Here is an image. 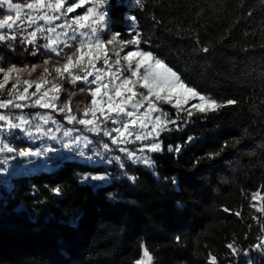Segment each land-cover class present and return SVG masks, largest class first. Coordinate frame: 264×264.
<instances>
[{"label": "trees", "instance_id": "16d2710c", "mask_svg": "<svg viewBox=\"0 0 264 264\" xmlns=\"http://www.w3.org/2000/svg\"><path fill=\"white\" fill-rule=\"evenodd\" d=\"M106 11L109 31L120 32L123 41L138 35L141 50L224 106L194 111L190 118L166 106L176 124L160 133L162 151H147L152 167L112 147L120 162L112 156L99 162L65 157L49 159L46 167L27 165L21 173L0 169V264H134L141 244L153 264H208L209 253L218 264H264V248L254 247L264 237V213L252 206L264 205V0H113ZM26 36L0 42V66H38L21 80H37L48 67V80L63 85L57 108L71 98V114L82 118L90 87L53 71L77 46L62 45L57 56L43 47V36L34 44ZM14 79L0 89V100L14 99ZM39 110L28 104L0 108L28 117ZM50 111L65 120L66 113ZM19 134L7 135L16 148L34 145ZM103 141L113 146L108 137ZM169 145L180 152L168 151ZM11 154L16 151L3 155ZM97 174H107L106 182L91 179ZM57 187L60 194L52 191ZM233 241L239 255L226 247Z\"/></svg>", "mask_w": 264, "mask_h": 264}, {"label": "snow or ice", "instance_id": "6c2138e0", "mask_svg": "<svg viewBox=\"0 0 264 264\" xmlns=\"http://www.w3.org/2000/svg\"><path fill=\"white\" fill-rule=\"evenodd\" d=\"M113 0H31L24 5L19 3H13V0H0V15L3 16L0 19V42H6L8 40L15 41L18 35H23L27 32L29 27L36 25L35 30L27 32L25 40L29 44L36 42L37 33H56V28L71 29L73 35L71 39H77V33L79 36H87L88 33L81 31L82 29H90L92 33V39L85 41L81 40L79 46L76 48L71 55H68L66 61L59 66L54 67L53 71L56 73L57 78L63 79L65 74L70 78V82L74 85L76 81L83 80L85 84L95 85L94 88H89L88 91L91 95V102L83 110L84 118H77L76 115H72L71 109V98L65 102L64 107L57 108L55 101L60 99L59 93L63 88V85L59 83H51L48 80V76L51 75L48 67L43 68V72L37 80H21L20 77L27 72L31 75L35 72L37 65H32L29 70L28 66L20 68L15 64L8 66L7 68L0 66V74H3L2 80H0V89H4L7 83L15 77L12 83L11 89H9V95L14 99L0 100V108H8L13 106L15 108H23L27 105L22 103H14V100L24 101L31 97H37L32 101L33 107L41 108H52L55 111L66 113L65 119L69 123H79L88 128L89 131L98 132L100 131V124L103 122L100 117H103L104 121L110 120L113 124H119L120 127H114L111 130H104L105 136H111L113 132L117 133V137L112 139L113 144L118 143H129L128 137L134 136L135 140H147L153 138L154 142L143 145L138 151L143 153L145 148L150 152L162 151V142L158 140L161 132L169 131L168 124H176V120L170 119L168 114L156 105L157 101L173 104L177 111H184L190 118L193 115L192 109L197 112H208L216 111L223 107L224 104L219 103L216 99L211 96L202 94L197 90L195 86H190L185 83L182 79V75L178 71L173 70L169 67L162 59L157 58L150 51H144L139 48L140 39L137 35L133 39L122 41L119 39L121 36L120 32H114L111 38L104 40L98 35L100 31L108 28L109 21L107 19L106 9L112 4ZM139 3V0H137ZM90 4V7H86L83 14H76L70 16V14L76 13L78 9L85 8V5ZM26 8L29 11L22 15V10ZM42 9L48 11L41 14ZM15 12V17L11 15ZM50 13H59V15H52ZM69 17L64 24L56 25L55 27H49L45 29L42 25L38 24L37 21L42 20L45 24H52L53 21L61 19V17ZM133 22L135 17L130 18ZM5 29L7 31H5ZM134 31V24H133ZM60 35L68 36V32L57 34L56 38L53 39L51 36L44 37L49 41L48 44L43 45L44 48L49 49L51 52H55L57 56L60 52L57 50L56 45L60 43ZM30 37V39H29ZM24 41H21L23 43ZM119 45L120 50L115 51L114 55L117 57L114 64L120 65L123 60L126 62V71L130 75H124V71L120 68L116 72L112 71V64L109 63L111 57H109V45ZM128 45H135L134 51H128L126 55L120 56V52ZM71 48V45H67ZM14 50V49H13ZM207 51V49H204ZM36 55V51L31 53ZM87 58V59H85ZM103 61V64L107 68H97V61ZM49 60L44 61V65H47ZM74 69H78L76 72ZM82 73V74H81ZM47 74V75H45ZM108 75L110 79L105 82V75ZM89 77L93 79L89 80ZM119 81V83H116ZM25 85L23 90L19 89V85ZM50 84V87H46ZM137 85L140 89L146 91H137ZM35 87V91L29 94V89ZM43 89V92H42ZM84 91V89H81ZM54 93V95H49ZM131 93V95H125ZM75 95V93H73ZM99 97V99H97ZM106 98V99H105ZM119 98V99H117ZM190 101H198V103H190ZM147 105V111L140 113L139 110ZM236 101L228 100L227 104H235ZM129 108L131 110H129ZM158 112L159 115L155 116L152 122L150 131H143L148 128V122L151 119V113ZM99 113V116H97ZM115 113V116L112 115ZM89 114L91 118L89 117ZM39 118L47 123L53 118L51 116L39 115ZM127 117L128 119H124ZM21 120V124H14L11 119L0 114V121H6L7 126L10 129L22 128V124L28 123L27 119L23 116L17 117ZM56 121L53 120V123ZM39 128V126H37ZM137 127L140 131H137ZM70 131H65L64 135L68 136ZM153 134L155 136L153 137ZM31 136V133H28ZM55 139V137H52ZM189 141L192 137L188 138ZM90 142V141H89ZM0 152H14L17 151L11 147L8 143H4L0 140ZM103 147L107 150L108 144H104ZM121 152L126 153L128 159H132L133 162L141 161L148 167L154 165V161L147 156H137L135 151H130L127 148H120ZM180 147L173 148L171 145L168 146L170 152H180ZM19 156L27 155H39L40 153L32 152L26 149L18 150ZM83 155V152L80 153ZM219 155V153L208 154L209 158ZM114 159L119 162L120 157L116 156ZM111 162V161H109ZM198 162V161H197ZM123 167V164H120ZM87 177H85L86 179ZM104 176H92L93 180H103ZM129 179L135 181L136 177H129ZM172 183H176L173 178ZM56 194H60V189H52ZM259 193H254L252 199L256 200ZM258 212L264 213V205L257 207L255 204L252 205ZM225 212H229L228 208L224 209ZM236 216H240V212L234 213ZM260 223L259 217H253ZM250 227V226H249ZM260 230L264 232V223H260ZM247 238V234H246ZM179 237L177 240L179 241ZM260 243L255 244L256 248H264V237H258ZM235 241L228 243L227 248L231 250L232 255H239L240 250L234 246ZM142 256L140 259L134 262V264H152L153 257L149 252L148 248L141 244ZM208 264H218L216 256L211 253L208 254Z\"/></svg>", "mask_w": 264, "mask_h": 264}, {"label": "rangeland", "instance_id": "374dc122", "mask_svg": "<svg viewBox=\"0 0 264 264\" xmlns=\"http://www.w3.org/2000/svg\"><path fill=\"white\" fill-rule=\"evenodd\" d=\"M28 2H31V0H28ZM28 2H26V3H28ZM13 3H19V2H16L15 0H13ZM26 3H19V4L24 5ZM90 6H91L90 4L85 5V8L78 9L76 13L70 14V16L76 15V14H83L86 7H90ZM28 11H29L28 9L24 8L22 10V15ZM46 11H48V10L42 9L41 14L43 12H46ZM50 14L59 15V13H50ZM12 16L15 17V12H13ZM70 16L69 17H63L62 16L61 19L53 21L52 24H45L44 21H42V20L37 21V23L42 25L45 29H47L49 27H55L56 25L64 24L66 20L70 19ZM0 19H2V18H0ZM107 19H108V17H107ZM35 27H36V25L29 27L27 29V32L34 31ZM64 31L68 32V36L60 35V37H59L60 43H58L56 45L58 51H60V47L62 45L67 44V45L78 47L81 40L88 41V40L92 39V33H91L90 29H82L81 31L87 32L88 35L81 37L77 33V39L73 40V39H71V36L73 35L71 29H62L59 27L56 28V33H49L47 31H45L44 33H37V38H39L41 36H43V37L51 36L53 39H55L57 34L63 33ZM27 32H25L26 35H27ZM112 33L113 32L109 31L108 29H105L103 31H100L98 33V35L101 39L107 40V39L111 38ZM29 39H30V37H29ZM48 43H49V41H48ZM108 47H109L108 55H109V57H111L109 63L112 64V71L116 72L117 69L120 68L122 70H125L124 75H130V73L126 71V67H127L126 62H124L122 60L120 65L114 64V61H115V59H117V57L114 55L113 49L115 51H119L120 46L117 44V45H109ZM135 49H136L135 45H128L124 49V51L120 52V56L122 57V56L126 55V53L128 51H134ZM85 59H87V58H85ZM96 67L97 68H105V69L107 68V66H105L103 64L102 60L97 61ZM91 79H93V77H89V80H91ZM104 79H105V82H108L110 77L106 74ZM80 81H83V80H80ZM116 83H119V81H116ZM87 85L90 88L95 87V85H89V84H87ZM136 90L141 91V92L146 91L144 89H140L139 85H137ZM49 95L50 96L54 95V93H50ZM125 95L126 96L131 95V93H126ZM30 97L31 96H29V98ZM36 98L37 97H32L31 102L30 103L26 102L25 105H27V104L32 105V101L35 100ZM97 99H99V97H97ZM117 99H119V98H117ZM18 103H21V102H18ZM55 103H57V101H55ZM190 103H198V101H190ZM156 105L158 108H160L164 112H166L168 114V117H169V113L166 111L167 110L166 106L167 107L168 106L174 107L173 104L164 103V102H160V101H157ZM43 109H46V110H43ZM50 110H52V108H41L40 107V110L36 111L33 114L34 115L33 117H28V116H26V115H24L18 111L10 113V114L0 112V114L8 116L11 119V122L14 124H21V120L17 119V117H21V116L25 117L28 121V123L22 124V128H21L22 131L20 132V134H19V132H17V129H10L7 126L6 121H0V140H3L4 143H8L11 147H13L17 150L16 155L11 154L10 156L3 155L5 151L0 152V169H2L1 170L3 172L2 174H6V172H8L10 170H12L14 173H21L23 170L26 169L27 165H31L32 167H34V166H38L40 164L41 167H46V166H49L48 165V162H50L49 159H52V158L77 157L78 159L83 160V161L89 160L91 162L92 161L93 162H99V161L106 160L105 157H109V156H112L113 158L116 156L120 157V153L117 152V150H116V152H114V150H112L113 148H116L118 150L120 148H127L130 151H135L137 156L149 157L148 152H147L148 151L147 148H145L143 153H140L138 150L143 145L154 142L153 138H149L147 140L137 141V140H135L134 136H130V137H128L129 141H131L129 143L113 144L111 141L113 138L117 137L118 134L113 132L111 136H105L104 130H111L114 127H120L119 124H113L110 120L104 121L103 117H100V120L103 121L101 124L106 126V128L105 127L103 129L100 128L101 130L98 132H101L102 134L98 133L100 135H93V133H97V132L89 131L88 128H86L84 125H81V124L75 123V122L69 123L67 119L62 121V120H57V119L53 118V116L51 115L53 113ZM129 110H131V109L129 108ZM145 111H147L146 103H145V106L139 110V112L143 113ZM192 111L194 112L195 109H192ZM178 113L181 114V113H186V112L179 111ZM37 114L42 115V116H51L53 119L49 120L47 123H45L43 120H41L39 118V116ZM112 115L115 116V113H112ZM157 115H159L158 112L151 113V119L148 122V128L144 129L143 131H150L151 130L152 122L154 121V118ZM97 116H99V113H97ZM77 118L79 119V117H77ZM82 118H84V117H82ZM88 118H91L90 114H89ZM124 119L126 120L128 118L124 117ZM53 120H55L56 122L53 123ZM65 122H67V123H65ZM169 125L170 124H168V126ZM37 126H39V128ZM65 131H70V134L68 136H65L64 135ZM137 131H140V129L138 127H137ZM29 132L31 133V136L28 135ZM14 133L19 134L22 139H25L29 142H32L34 145L31 147H28V148H16L15 145L12 144V142H11L12 140L9 139V137H7V135H11ZM154 136H155V134H153V137ZM52 137H55V139H53ZM103 137H108V139L113 144V146L110 145V143L103 141ZM104 144H108L107 150L103 147ZM0 146H2V144H0ZM20 149H26V150H30L32 152L38 151L40 154L39 155L19 156L18 150H20ZM81 152H83V155H80ZM107 161H110V160L107 159ZM119 162H120V160H119ZM1 164H2V166H1ZM95 176L107 177V174H97ZM104 179L100 180L101 183L106 182V180H104ZM259 249H261V248H259ZM152 264H153V260H152Z\"/></svg>", "mask_w": 264, "mask_h": 264}]
</instances>
